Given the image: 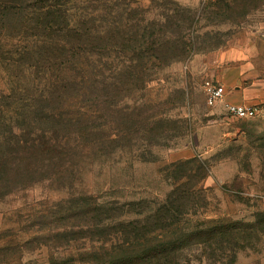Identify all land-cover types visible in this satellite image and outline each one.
Returning <instances> with one entry per match:
<instances>
[{
	"label": "rangeland",
	"instance_id": "obj_1",
	"mask_svg": "<svg viewBox=\"0 0 264 264\" xmlns=\"http://www.w3.org/2000/svg\"><path fill=\"white\" fill-rule=\"evenodd\" d=\"M224 1L119 0L125 7L148 11L151 19L172 16L176 6L192 12L196 23L183 33L200 53L164 68L144 90L123 99L122 114L107 108L99 112L104 120L98 123L105 126L94 129L86 142L73 137L72 144L87 147L58 166L59 171L53 166L50 177L28 180L13 192L0 189V264H90L91 258L84 250L80 256L77 248L90 249L97 241L103 259L110 244L124 240L121 234L112 239L115 230L105 231L108 225L144 219L178 188L187 193V214L169 238L231 224L242 238L235 251L190 245L184 255L189 264H200L199 256L201 264H264V104L255 117L237 120L220 107H208L203 92L205 58L230 48L248 55L264 51L253 47L264 40V3L239 2L233 12L214 7ZM12 84L14 79L0 66V93ZM1 105L0 119L7 125L12 109ZM95 111L91 107L88 113L96 118ZM134 114L140 121L135 129L130 124ZM36 128L48 130L43 123ZM7 130L0 133L7 136ZM95 204L110 211L114 221H104L105 211L92 214L89 207ZM138 212L142 217L127 215ZM101 218L102 225L89 227ZM70 225L83 226L75 231H91L89 239L62 237V227Z\"/></svg>",
	"mask_w": 264,
	"mask_h": 264
},
{
	"label": "trees",
	"instance_id": "obj_2",
	"mask_svg": "<svg viewBox=\"0 0 264 264\" xmlns=\"http://www.w3.org/2000/svg\"><path fill=\"white\" fill-rule=\"evenodd\" d=\"M239 2L264 0H225L214 7L233 12ZM173 13L151 19L148 11L125 7L119 0H0V66L14 79L10 90L0 93V107L5 102L12 109L9 124L0 119V130L8 128L7 136L0 133V189L13 192L28 180L50 177L53 166L59 171L58 166L87 147L72 144L73 137L86 142L94 129L105 126L98 123L104 120L100 114L105 108L122 114L123 99L144 90L164 68L200 53L183 33L196 23L195 15L179 6ZM91 107L96 108V118L88 113ZM130 120L133 129L140 123L136 114ZM37 123L48 130L37 131ZM179 189L145 220L108 225L105 231L115 230L112 239L121 234L124 240L110 244L103 259L99 241L90 249L77 248L79 255L84 250L90 264H189L185 251L196 243L211 250L240 248L242 238L232 224L169 238L187 214V193ZM89 210L94 215L105 211L108 223L115 219L103 206ZM104 221L93 220L89 227ZM79 226H63L61 236L74 242L89 239L91 231H75ZM203 259L196 260L201 264Z\"/></svg>",
	"mask_w": 264,
	"mask_h": 264
},
{
	"label": "crops",
	"instance_id": "obj_3",
	"mask_svg": "<svg viewBox=\"0 0 264 264\" xmlns=\"http://www.w3.org/2000/svg\"><path fill=\"white\" fill-rule=\"evenodd\" d=\"M253 47L264 49V40H256ZM204 62L207 80L226 88L227 102L259 108L264 104V51L248 55L241 48H230Z\"/></svg>",
	"mask_w": 264,
	"mask_h": 264
},
{
	"label": "built area",
	"instance_id": "obj_4",
	"mask_svg": "<svg viewBox=\"0 0 264 264\" xmlns=\"http://www.w3.org/2000/svg\"><path fill=\"white\" fill-rule=\"evenodd\" d=\"M203 92L208 107H222L223 110L233 119L244 120L255 117L259 107L238 105L226 101L227 91L223 86L217 85L211 80H206L203 84Z\"/></svg>",
	"mask_w": 264,
	"mask_h": 264
}]
</instances>
